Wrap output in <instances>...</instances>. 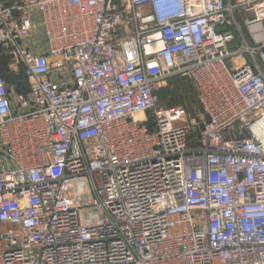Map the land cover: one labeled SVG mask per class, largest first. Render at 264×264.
Wrapping results in <instances>:
<instances>
[{"label":"built area","instance_id":"built-area-1","mask_svg":"<svg viewBox=\"0 0 264 264\" xmlns=\"http://www.w3.org/2000/svg\"><path fill=\"white\" fill-rule=\"evenodd\" d=\"M1 50L0 264H264V0H0Z\"/></svg>","mask_w":264,"mask_h":264},{"label":"rangeland","instance_id":"rangeland-1","mask_svg":"<svg viewBox=\"0 0 264 264\" xmlns=\"http://www.w3.org/2000/svg\"><path fill=\"white\" fill-rule=\"evenodd\" d=\"M0 73L7 79L10 88L18 90L20 82L25 80V73L14 56L6 51H0ZM18 92V91H17ZM195 103L194 88L185 79L171 78L165 82L160 93V105L166 107H191Z\"/></svg>","mask_w":264,"mask_h":264},{"label":"trees","instance_id":"trees-1","mask_svg":"<svg viewBox=\"0 0 264 264\" xmlns=\"http://www.w3.org/2000/svg\"><path fill=\"white\" fill-rule=\"evenodd\" d=\"M23 68V67H22ZM24 70V69H23ZM1 74V73H0ZM1 76L2 77H4L2 74H1ZM24 77H25V75H24ZM5 78V77H4ZM25 79H26V77H25ZM5 80L7 81V79L5 78ZM20 84H22L21 85V88L20 87H18V92H24V91H26V83H25V80L24 81H22V82H20Z\"/></svg>","mask_w":264,"mask_h":264},{"label":"water","instance_id":"water-1","mask_svg":"<svg viewBox=\"0 0 264 264\" xmlns=\"http://www.w3.org/2000/svg\"><path fill=\"white\" fill-rule=\"evenodd\" d=\"M225 30V28H221V29H219L218 31H224Z\"/></svg>","mask_w":264,"mask_h":264}]
</instances>
